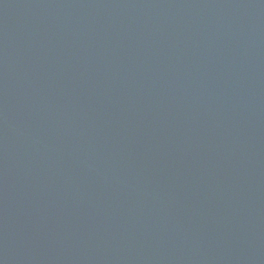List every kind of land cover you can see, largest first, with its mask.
Wrapping results in <instances>:
<instances>
[{
    "label": "water",
    "instance_id": "obj_1",
    "mask_svg": "<svg viewBox=\"0 0 264 264\" xmlns=\"http://www.w3.org/2000/svg\"><path fill=\"white\" fill-rule=\"evenodd\" d=\"M0 264H264V0H0Z\"/></svg>",
    "mask_w": 264,
    "mask_h": 264
}]
</instances>
